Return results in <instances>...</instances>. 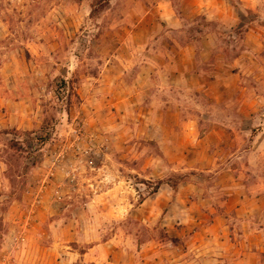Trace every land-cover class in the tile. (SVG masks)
Instances as JSON below:
<instances>
[{
	"label": "rangeland",
	"instance_id": "374dc122",
	"mask_svg": "<svg viewBox=\"0 0 264 264\" xmlns=\"http://www.w3.org/2000/svg\"><path fill=\"white\" fill-rule=\"evenodd\" d=\"M0 264H264V0H0Z\"/></svg>",
	"mask_w": 264,
	"mask_h": 264
},
{
	"label": "crops",
	"instance_id": "0c3cea01",
	"mask_svg": "<svg viewBox=\"0 0 264 264\" xmlns=\"http://www.w3.org/2000/svg\"><path fill=\"white\" fill-rule=\"evenodd\" d=\"M106 246V244H101L99 246H95V247H92V248H89L88 252L85 254V255H92L94 256V260H100L101 258L100 257H95L97 254L100 255L101 252L97 253L99 250H102V248H104ZM103 251V250H102ZM102 261V260H100ZM98 262V261H97Z\"/></svg>",
	"mask_w": 264,
	"mask_h": 264
},
{
	"label": "trees",
	"instance_id": "16d2710c",
	"mask_svg": "<svg viewBox=\"0 0 264 264\" xmlns=\"http://www.w3.org/2000/svg\"><path fill=\"white\" fill-rule=\"evenodd\" d=\"M64 84L66 85V82H65V81H64ZM162 184H163V182L160 181V182L158 183L157 189H159V188L161 187ZM173 186H175V185H173ZM174 188H176V186H175Z\"/></svg>",
	"mask_w": 264,
	"mask_h": 264
}]
</instances>
